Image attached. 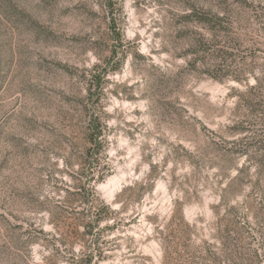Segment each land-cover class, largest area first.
Returning a JSON list of instances; mask_svg holds the SVG:
<instances>
[{
    "label": "rangeland",
    "instance_id": "obj_1",
    "mask_svg": "<svg viewBox=\"0 0 264 264\" xmlns=\"http://www.w3.org/2000/svg\"><path fill=\"white\" fill-rule=\"evenodd\" d=\"M224 8L216 33L189 16ZM93 115L109 144L85 167ZM253 138L264 0H0V264L264 255ZM102 201L113 218L90 227Z\"/></svg>",
    "mask_w": 264,
    "mask_h": 264
},
{
    "label": "trees",
    "instance_id": "obj_2",
    "mask_svg": "<svg viewBox=\"0 0 264 264\" xmlns=\"http://www.w3.org/2000/svg\"><path fill=\"white\" fill-rule=\"evenodd\" d=\"M227 8H224L222 10H216L213 11L212 9H201L199 12L193 11L190 13V17H195V19L201 24L202 26L209 27L213 29V32L216 33V27H219L224 22L226 16L228 15ZM208 28V29H209ZM212 32L211 30H209ZM253 89H251L252 91ZM94 115L89 119L88 122V132H87V142H88V150L87 155L84 160V166L89 164L91 166L92 160L94 158L93 155H99L103 154L106 151V147L108 146L107 142V135H106V126L102 122H100L98 118H93ZM251 144L253 147L249 148L250 146L247 144V147H243V150L240 152L241 156H248L250 151L254 150V153H257L260 158V162H264V139L260 138H253L251 139ZM255 141V144L253 143ZM250 159V156H248ZM95 161V160H94ZM88 163V164H87ZM261 172H264V164L260 166ZM106 168H109L108 171L111 170V167L106 166ZM243 174H246L245 171H242ZM90 178L88 182V197L91 202H99V195L97 191L95 190V183L102 180L103 176L100 177L94 174V171H90ZM246 176V175H245ZM115 212L110 209V206L105 204V202H101L100 208H96V214L94 217V220L92 223H90V227H99L102 222L109 220L113 218V214ZM19 228H23L22 225L18 226ZM86 227V226H85ZM88 227V226H87ZM88 229V228H87ZM28 232V230H26ZM86 233V228H84V234ZM26 241L28 244H33L35 240H32L30 237L26 238ZM38 242V241H36ZM60 245H63L65 241H58ZM226 247V246H225ZM228 248V247H227ZM51 251V257L52 258H58V249L57 248H50ZM200 255L202 256V253H204L203 257H195L192 259L190 264H262L263 261V253L259 252L258 250L254 251V254L252 256H248L247 253L243 254L242 252L238 251L235 247L232 248L229 246V253H225L224 256L219 257V255L215 254L211 251V247L207 246L206 244H203L200 248ZM66 249L64 255L62 256V261H66L69 264H88V258L87 255L83 256L82 258H79V260L76 262L74 259L69 255V252ZM101 256V254H99ZM223 260V261H222Z\"/></svg>",
    "mask_w": 264,
    "mask_h": 264
}]
</instances>
